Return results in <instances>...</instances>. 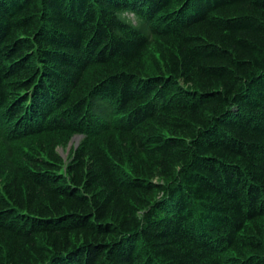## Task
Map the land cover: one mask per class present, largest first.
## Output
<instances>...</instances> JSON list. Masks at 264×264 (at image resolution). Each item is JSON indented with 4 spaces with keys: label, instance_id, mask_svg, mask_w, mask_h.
I'll use <instances>...</instances> for the list:
<instances>
[{
    "label": "trees",
    "instance_id": "1",
    "mask_svg": "<svg viewBox=\"0 0 264 264\" xmlns=\"http://www.w3.org/2000/svg\"><path fill=\"white\" fill-rule=\"evenodd\" d=\"M0 264H264V0H0Z\"/></svg>",
    "mask_w": 264,
    "mask_h": 264
},
{
    "label": "rangeland",
    "instance_id": "2",
    "mask_svg": "<svg viewBox=\"0 0 264 264\" xmlns=\"http://www.w3.org/2000/svg\"><path fill=\"white\" fill-rule=\"evenodd\" d=\"M81 138L82 137L80 135H75L72 137V139L70 140V142L67 144L66 147H60L58 149L59 154H61L65 162L69 160V157L71 156L76 146H78Z\"/></svg>",
    "mask_w": 264,
    "mask_h": 264
},
{
    "label": "bare ground",
    "instance_id": "3",
    "mask_svg": "<svg viewBox=\"0 0 264 264\" xmlns=\"http://www.w3.org/2000/svg\"><path fill=\"white\" fill-rule=\"evenodd\" d=\"M90 32V31H89ZM89 32H88V34H89ZM95 34V33H94ZM40 57V56H39ZM46 57V56H45ZM253 85V84H252ZM26 103V102H25ZM91 105V104H90ZM49 110V109H48ZM6 111V110H5ZM96 115V114H95ZM60 118V117H59ZM211 122V121H210ZM54 128V127H53ZM206 230V229H205Z\"/></svg>",
    "mask_w": 264,
    "mask_h": 264
}]
</instances>
